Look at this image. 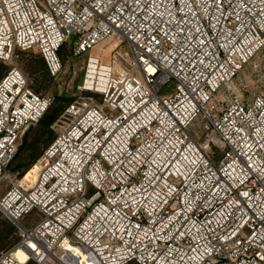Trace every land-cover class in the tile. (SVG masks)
I'll return each mask as SVG.
<instances>
[{
  "label": "built area",
  "instance_id": "1",
  "mask_svg": "<svg viewBox=\"0 0 264 264\" xmlns=\"http://www.w3.org/2000/svg\"><path fill=\"white\" fill-rule=\"evenodd\" d=\"M71 36L94 50L88 94L51 124L33 179L0 188L17 228L0 264H264V92L206 107L264 50V0H0L1 60L34 50L56 75ZM52 104L17 67L1 78L0 184Z\"/></svg>",
  "mask_w": 264,
  "mask_h": 264
},
{
  "label": "rangeland",
  "instance_id": "2",
  "mask_svg": "<svg viewBox=\"0 0 264 264\" xmlns=\"http://www.w3.org/2000/svg\"><path fill=\"white\" fill-rule=\"evenodd\" d=\"M71 41L72 36L69 37L60 47L58 55L62 66L56 75H52L47 68L45 69V67L40 65L39 60L42 59V57L38 52L34 50L22 51L18 49L14 50L10 60L4 61L0 59V63L5 68V70H3L0 67V73L5 75L12 67H17L26 77L28 87L31 90L37 94L53 98V104L50 108H62V106L69 102L68 100H73L78 96L88 94L80 91L79 86L84 80L87 57L88 55L94 53L93 50L92 52L75 55L71 46ZM112 43V41L107 40L104 43V47L106 46V49H109ZM118 49L122 52L129 51L127 44L124 42L118 44ZM174 86V81L170 80L161 86L158 90V94L160 96H168L173 92ZM260 92H264V50L256 53L232 79L229 87L221 88L219 92L216 93L212 102L206 107H209L212 104L214 106H220L225 98L233 95L239 96L244 102H249L254 95ZM201 125L202 120L199 115L189 128L190 133H192L199 140H202L204 134ZM26 130H28V128H26L24 132ZM52 132L55 137V132ZM49 136L50 133L43 132L37 124L30 127L27 145L20 151L18 150L16 152L7 167L6 172L11 176L1 182L0 188L2 192L5 191L15 179H20V177L25 173L22 172L23 166L31 161L32 155H34L36 151L41 153L44 152V150L48 147L47 143ZM20 144L21 140L19 146ZM31 144H34V146L30 147ZM219 153L222 154V151H219ZM36 162L37 161L29 167V169L31 168L32 170H27L28 173L26 176H31V179H33L38 168V164L33 166ZM7 221L8 220L5 217L0 215L1 225L3 222ZM16 234L17 228L15 227V232L5 240L6 243L3 248L0 249V253L12 246V243H14L17 239Z\"/></svg>",
  "mask_w": 264,
  "mask_h": 264
},
{
  "label": "trees",
  "instance_id": "3",
  "mask_svg": "<svg viewBox=\"0 0 264 264\" xmlns=\"http://www.w3.org/2000/svg\"><path fill=\"white\" fill-rule=\"evenodd\" d=\"M60 50V49H59ZM59 53V51H58ZM41 56V55H40ZM42 57V56H41ZM39 63L40 65H42L43 67H45V69L47 68L46 67V64H45V61L44 59H40L39 60ZM0 67L5 70L4 66L0 63ZM4 75H2L0 73V80L1 78L3 77ZM69 102L66 103L64 106H62V108H59V107H53V108H49L46 113L42 116V118L39 120V122L37 123V125L40 127V129H42L43 132H48L50 133V136H49V140H48V143H47V146L54 140V135H53V132L51 131L50 129V126L51 124L57 119V117L61 114V112L64 110V108L72 101V99L68 100ZM33 126V125H30L28 127V130H26L21 138V144L20 146L18 147V150L20 151L21 149H23L26 145H27V138L29 136V129L30 127ZM34 144L30 147H33ZM17 150V151H18ZM41 152L39 151H36V153L34 155H32V158H31V161L28 162L26 165L23 166V171L22 172H26L29 167L35 162L38 160V158L41 156ZM1 229H0V249L3 248V246L5 245V240L15 232V227H14V224H11L9 221L7 222H3V224L1 225ZM15 243V242H14ZM12 243V245L14 244Z\"/></svg>",
  "mask_w": 264,
  "mask_h": 264
},
{
  "label": "bare ground",
  "instance_id": "4",
  "mask_svg": "<svg viewBox=\"0 0 264 264\" xmlns=\"http://www.w3.org/2000/svg\"><path fill=\"white\" fill-rule=\"evenodd\" d=\"M38 169V168H37Z\"/></svg>",
  "mask_w": 264,
  "mask_h": 264
}]
</instances>
